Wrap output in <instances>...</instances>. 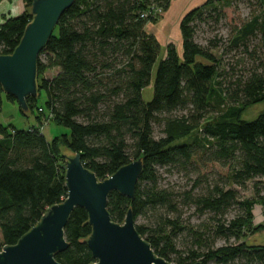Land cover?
I'll use <instances>...</instances> for the list:
<instances>
[{"label":"trees","instance_id":"trees-1","mask_svg":"<svg viewBox=\"0 0 264 264\" xmlns=\"http://www.w3.org/2000/svg\"><path fill=\"white\" fill-rule=\"evenodd\" d=\"M257 1L263 9L261 18L239 30L236 40L245 41L249 32L264 33V0ZM23 2L32 9L33 0ZM171 2L76 0L60 18L38 59V97L45 91L47 111L38 108L43 112L37 117V126L25 131L0 124V252L16 245L47 209L67 198L63 146L69 155L80 154L99 180L133 161H143L134 200L112 192L108 211L118 224L124 223L130 209L135 222L147 221L136 223V228L157 256L172 264H264V246L240 242L254 223L256 205L263 207V222L254 230H264V111L252 121L241 120L249 108L264 103V74L252 73L226 96L218 82L220 62L211 51L217 44L206 49L196 42V34L212 7L230 5L231 0H206L180 23L182 52L168 45L154 76L163 46L146 27L156 24ZM32 20L31 10L5 16L0 24V55L13 54ZM52 70L58 73L46 78V72ZM152 81L153 98L145 102L143 92ZM219 93L233 104L222 110V121L215 122L206 115L213 102L223 104L215 100ZM4 96L0 85V112ZM6 98L16 103L13 97ZM27 104L28 113L20 110L24 115L37 107V99L28 98ZM190 106L200 112L199 121L173 117L174 112ZM46 115L50 123L70 133L48 141L40 125ZM201 120H207L203 140L180 143L201 128ZM161 124L164 137L157 139L154 126ZM202 153L208 154V162L229 168L225 181L221 180L223 185L212 186L208 179L200 178L192 190L177 196L160 185L158 168L195 167ZM248 183H254L256 190L252 200L240 201L237 191L226 189H247ZM202 186L205 191L195 194ZM181 204L211 214L214 223L200 229L185 226L179 215ZM235 205L244 213L226 222L225 215ZM88 222L86 210L76 208L65 228L70 246L56 255L57 262H96L86 244L92 234ZM185 232L192 247L183 257L176 243ZM219 238L234 239L235 245L215 248ZM174 255L177 257L172 258Z\"/></svg>","mask_w":264,"mask_h":264},{"label":"water","instance_id":"water-1","mask_svg":"<svg viewBox=\"0 0 264 264\" xmlns=\"http://www.w3.org/2000/svg\"><path fill=\"white\" fill-rule=\"evenodd\" d=\"M76 0H33L32 22L11 55H0V85L6 96L13 97L21 111L29 112L28 98H38V59L52 37L60 18ZM67 198L45 212L35 227L16 245L5 246L0 264H60L56 255L68 250L65 228L76 208L89 216L92 234L86 241L93 264H172L156 255L151 244L138 232L132 210L123 224L113 222L108 211L112 192L134 200L143 161L136 160L105 180H99L86 168L80 154L64 151ZM250 244H264L257 237ZM195 264H202L196 262Z\"/></svg>","mask_w":264,"mask_h":264},{"label":"rangeland","instance_id":"rangeland-1","mask_svg":"<svg viewBox=\"0 0 264 264\" xmlns=\"http://www.w3.org/2000/svg\"><path fill=\"white\" fill-rule=\"evenodd\" d=\"M181 1L183 0L178 1V3L174 5L172 13L176 14V12L180 9ZM1 2L2 1H0V3ZM5 4L7 7L17 5L22 8L21 11L18 10L19 12L12 13V15L14 16H19L23 12H30L31 10L25 6L23 0H9ZM216 7L219 9V11H214ZM210 11V13H207L205 17L206 22L198 25L196 42L206 49H213L215 44H217L215 46V49L211 51L220 62V77L218 78V82L221 83L222 89H225L226 96H231L232 92H234V88L237 87V84H239L241 80L247 79L254 72L264 74V33L257 31L254 34L250 35L252 32H249L245 37V41L236 40L238 31L244 29L246 25L253 24L254 20L261 18L263 9L261 8L257 0H231L230 5H215ZM165 24V22L161 21V23L153 25L154 27L149 26V29L155 31L157 34L158 32L162 34L164 39L167 41L166 43H170L172 40L175 41V31L173 29V24ZM164 56L165 46L163 47L161 56L154 68V76L156 74L159 63L163 60ZM42 61H45V56L42 57ZM201 62L205 64L207 63L205 61ZM55 75L56 71L52 70L46 72L45 77L52 78ZM219 94L217 95L218 99L215 100L218 102L220 101L223 104H217L213 102L211 104V107L208 109V114L206 115V118H213L215 122L222 121L220 118L222 110H224L228 106H232L233 104L231 98H226L225 94L223 93ZM143 98L145 102H150L152 100L153 81L151 85L144 90ZM40 107L44 108V110L47 111V96L45 91H41L40 96L37 98V107L28 115H24L20 111L17 104L13 105L7 100L6 96H4L3 106L0 112V124L7 127L11 126L18 131L28 130L33 126H37V117L39 115L38 108ZM263 111L264 103L253 106L241 116V120L252 121L257 118V116ZM199 114L200 112L195 111L194 107L190 106L188 107V109L178 110L174 112L173 117L178 119L184 117L190 118L191 121H199ZM206 121L201 120V128L192 133L190 137H187L186 139L180 141V143L193 142L196 138L203 140V129ZM42 132L48 141H52L56 137L61 138L63 134L70 133L69 129L59 127L53 122L47 124L46 126H43ZM163 132L164 124L154 126L155 138L158 139L164 137ZM65 149V147L61 146L60 151L62 154H64L63 151ZM228 174V167L221 166L217 163L208 162V154L203 153L196 160L195 167H188V169L186 170L172 167L158 168L160 185L163 188H167L170 191L174 192L175 196L192 190L195 182L200 178L204 181L208 179L212 186H214L216 183L223 185L222 182L225 181ZM253 184L248 183L247 189H242L236 186H228L226 189L229 188L237 191L240 201L247 199L252 200L256 198V190ZM205 188V186L198 187L194 190V192L195 194L202 193V191H205ZM179 210L181 211L179 215L182 216L181 220L185 226H193L195 229H200L204 228V226L206 225L214 223V221H210V218L212 216L211 214H201L192 204H181L179 205ZM253 212L255 215L254 223L247 230V235L240 240L241 243H245L247 246H252L249 241L255 237H257L259 241L261 239L264 240V230L260 228V230H254L259 226L261 222H263V207L260 205H256L253 208ZM243 213L244 211L241 210V207L235 205L225 215L224 220H226V222H230L238 215H241ZM146 222L147 221H145L144 219H139L136 223L142 224ZM185 234L186 232L181 235V239H179L176 243V249L180 252H184L183 257L186 256L187 249H189V247H192L191 239L186 237ZM1 241L2 237L0 234V243ZM230 245H235L234 239L227 241L224 238H219L214 244V247L218 248ZM253 246H264V244L256 243ZM174 257L176 258L177 256L174 255L172 258ZM208 264L217 263L210 262ZM228 264H246V262L234 261Z\"/></svg>","mask_w":264,"mask_h":264},{"label":"crops","instance_id":"crops-1","mask_svg":"<svg viewBox=\"0 0 264 264\" xmlns=\"http://www.w3.org/2000/svg\"><path fill=\"white\" fill-rule=\"evenodd\" d=\"M7 1H9V0H2V2L0 3V21H1V23H2L3 19L5 18V16H9L12 13L19 12L22 10V8L20 6H17V5L7 7L5 4ZM178 1H180V0H172L169 10L166 13H164L162 18L156 23V25H157V24L161 23V21H162V22L166 23L165 25H169V24L172 25L173 24V29L175 31V41L172 40L170 43H166L167 41L164 39L162 34H160L159 32L157 34L155 31L149 29V26L154 27L153 25H155V24H149L146 27V31H147V33L155 36L160 41V43L163 47L165 46V48H166L168 45L173 44L176 47L178 53H181L182 52V36H180L181 31L179 33L180 23H181L183 17L189 11H191L194 8L201 6L206 0H183L180 2L181 6H180V9L176 12V14L172 13V9H173L174 5H176L178 3ZM56 73H58V71H56ZM10 103H12V102H10ZM12 104L16 105V103H12Z\"/></svg>","mask_w":264,"mask_h":264},{"label":"built area","instance_id":"built-area-1","mask_svg":"<svg viewBox=\"0 0 264 264\" xmlns=\"http://www.w3.org/2000/svg\"><path fill=\"white\" fill-rule=\"evenodd\" d=\"M43 112V110L42 109H39L38 110V113H39V115H40V113H42ZM48 115H46V116H44L43 118H42V120H41V122H40V125H41V129H43V126H46L47 124H49L50 123V117H47Z\"/></svg>","mask_w":264,"mask_h":264}]
</instances>
